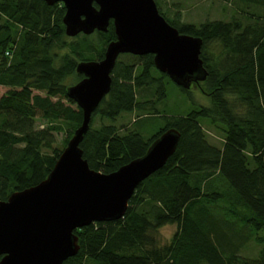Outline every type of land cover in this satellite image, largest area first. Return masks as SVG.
<instances>
[{"label": "trees", "instance_id": "16d2710c", "mask_svg": "<svg viewBox=\"0 0 264 264\" xmlns=\"http://www.w3.org/2000/svg\"><path fill=\"white\" fill-rule=\"evenodd\" d=\"M154 1L179 32L201 38L206 74L190 85L208 101L165 116L144 136L133 122L157 113L168 76L151 53L116 56L79 141L88 166L110 172L163 130L179 137L163 165L135 186L122 216L74 229L78 250L61 264H264V0H223L229 17L198 23L182 21L178 8L168 16ZM63 11L60 1L0 0V200L47 175L82 118L66 95L82 76L75 64L100 59L114 39L111 20L104 31L66 35ZM129 111L131 122L117 126ZM201 120L218 125L220 146L207 140ZM166 223L175 229L160 243L153 232Z\"/></svg>", "mask_w": 264, "mask_h": 264}, {"label": "water", "instance_id": "95a60500", "mask_svg": "<svg viewBox=\"0 0 264 264\" xmlns=\"http://www.w3.org/2000/svg\"><path fill=\"white\" fill-rule=\"evenodd\" d=\"M44 1L62 2L66 35L104 31L111 20L114 39L100 59L75 64L82 76L67 86L66 95L81 109L82 118L47 175L0 200V264H61L78 250L74 229L122 216L135 186L175 149L179 131L167 128L143 154L110 172L90 168L82 157L79 141L92 110L109 89L119 53H151L154 67L183 88L206 74L199 57L201 38L179 32L158 12L154 0Z\"/></svg>", "mask_w": 264, "mask_h": 264}, {"label": "rangeland", "instance_id": "374dc122", "mask_svg": "<svg viewBox=\"0 0 264 264\" xmlns=\"http://www.w3.org/2000/svg\"><path fill=\"white\" fill-rule=\"evenodd\" d=\"M159 5L168 16L172 15L171 9L178 8L181 20L193 23H198L204 18L225 19L230 15L229 5L224 3L223 0H165L164 3L160 0ZM165 80V95L155 104L157 113L143 115L133 122L134 128L144 136L151 134L160 126H163L166 121L165 116L183 114L192 106L208 101L207 95L202 93L196 85H190L186 92L180 89L170 78L167 77ZM5 88V86L0 85V93ZM32 92L43 93L42 90L37 89H32ZM134 116V111L122 112L114 119V123L117 126L121 123L129 124ZM97 121L94 124H97ZM103 121L107 122L109 120L103 119ZM201 122L207 140L220 146L222 133L217 127L218 125L210 124L207 120H201ZM62 136V131L55 133V144L60 143ZM174 229V223H166L156 228L153 233L157 237V241L162 243L170 237Z\"/></svg>", "mask_w": 264, "mask_h": 264}]
</instances>
